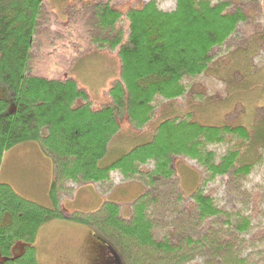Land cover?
<instances>
[{"label": "trees", "instance_id": "1", "mask_svg": "<svg viewBox=\"0 0 264 264\" xmlns=\"http://www.w3.org/2000/svg\"><path fill=\"white\" fill-rule=\"evenodd\" d=\"M175 1L171 11L162 10L157 0L125 13L109 2L94 5L95 22L102 36L98 45L118 48L121 61L120 77L109 91L111 103L95 109L76 79L30 73L44 0H0V83L7 91L5 97H0V166L7 150L27 142L40 144L54 165L49 189L51 207L27 199L10 184L0 182V256L5 258L0 264H40L35 241L43 224L64 216L60 193L66 191L63 185L67 181L104 183L112 172L119 171L127 178H146L157 188L160 180L174 178L175 157L196 160L206 169L203 186L219 176L251 172L259 147L264 145V107H254L263 112L261 119L249 127L165 119L151 140L106 166L100 165L119 132V114H127L137 129L147 125L155 100L182 97L188 90L186 79L218 69L220 63L212 55L213 50L224 46L239 26L249 21L244 6L247 0ZM258 2L264 0H251V4ZM123 16L128 20L126 40L121 26ZM262 34H258L260 38ZM262 41L251 54V47L240 48L242 60L251 62ZM230 74L227 76L226 71L224 80H234ZM228 134L243 138L248 153L232 147L217 161L209 145L224 141ZM149 163L152 169L144 171L142 167ZM190 197L199 223L222 216L232 221L231 213L223 211L204 187ZM134 203L129 220L114 200L104 202L94 212L76 211L70 219L90 225L119 255L122 264H186L196 254L204 255L206 264H252L221 231L198 236L187 233L177 241L169 234L157 238L152 211L159 197L146 190ZM231 227L245 232L250 222L243 218ZM19 241L26 243L25 249L13 257L12 249Z\"/></svg>", "mask_w": 264, "mask_h": 264}, {"label": "rangeland", "instance_id": "2", "mask_svg": "<svg viewBox=\"0 0 264 264\" xmlns=\"http://www.w3.org/2000/svg\"><path fill=\"white\" fill-rule=\"evenodd\" d=\"M64 1L65 4L56 7L53 12L50 6L44 7L30 73L56 79H76L79 87L87 92L93 107L100 109L111 103L109 91L120 77L118 48L98 45L102 36L95 22L97 16L94 5L100 0H93L94 3L91 0ZM85 1L87 3L83 5ZM148 1L150 0H119V10L125 13L131 8L142 7ZM101 2H109L111 5L116 0ZM157 2L164 11H171L176 7L175 0ZM247 2L244 6L249 21L241 24L238 32L224 46L215 48L212 52L220 63L218 69H215L217 71L186 79L188 90L182 97L174 100L162 97L156 99L151 121L142 128L137 129L127 114H119V132L112 140L107 155L100 161L101 166L112 163L136 145L151 140L159 123L168 118L233 127L254 126L261 119L263 111L254 107H264V36L260 38L261 35H258L260 32L264 35V3L251 4V0ZM113 5L111 6L114 7ZM234 9L235 4L232 6V10ZM121 26L125 30L126 40L128 20L124 16ZM259 38L263 40L262 45L258 46L251 62L242 60L243 50L239 49L251 47L248 50L251 54ZM105 55L116 60L106 59ZM248 64H252L251 68ZM226 71L227 76L231 75V71L234 80H224ZM6 94V87L0 83V97H5ZM242 141L243 138L228 134L224 141L209 145V149L216 153L217 161H220V157L232 147L248 153ZM20 144L18 145L21 147L29 143ZM15 149L16 146L9 151ZM258 155L248 175L236 176L230 173L217 177L207 186H203L206 169L196 160L187 157L174 158V178L160 180L157 188L148 183L146 178H127L119 171L112 172L109 180L104 183L67 181L63 185L67 188L66 191L60 193V206L64 216L48 220L38 232L35 246L39 263L80 264L79 261L84 260L87 264H97L96 253L101 250L97 244H104V240L95 234L90 225L70 219L71 215L76 211L94 212L104 202L114 200L121 204L122 216L129 220L133 214L134 202L141 193L148 190L151 195L159 197V203L152 211L157 238L169 234L177 241L180 235L187 233L198 236L211 230L221 231L226 234L227 240L235 242L250 263L264 264V145L259 147ZM21 160L19 156L8 160L6 173H0V182L10 183L23 197L51 207L50 188L46 187L42 178H36L37 173L29 178L31 173ZM152 167L153 164L149 163L142 168L150 171ZM200 187L205 188L206 193L214 198L223 211L231 213V222H227V218L223 216L204 224L197 221L190 196ZM180 195L183 198L178 199ZM243 218L250 222L247 231L241 232L231 227L232 223L236 226ZM25 245L23 241L17 242L12 249V256L20 255ZM4 259L0 256V260ZM205 260L204 255L196 254L186 264H206Z\"/></svg>", "mask_w": 264, "mask_h": 264}, {"label": "crops", "instance_id": "3", "mask_svg": "<svg viewBox=\"0 0 264 264\" xmlns=\"http://www.w3.org/2000/svg\"><path fill=\"white\" fill-rule=\"evenodd\" d=\"M91 1L93 2V0H91ZM98 2H101V0ZM98 2L96 1V3H98ZM86 3H87V1H85L83 3V5L84 4L86 5ZM63 4H65L64 0H44V7L50 6L52 8L51 9L52 12L54 9L59 8ZM113 4H115V5H113ZM111 5H113L116 10H119V0H116V2L112 3ZM105 58L106 59L110 58V60H114V61L116 60V58L107 57V55H105ZM117 58H119L118 53H117ZM27 143H29V144H26V145L21 146V147H20L21 144L16 145L15 150H10V151L8 150V152L7 151L5 152V154L3 156L1 168H0V173H2V174L6 173L7 165L9 163L8 160H10V159L12 160L16 156H19L22 159L21 163L26 164L28 171L31 173V174H29V178H31V175H35L34 173H37V175H35L36 178H39V179L42 178L44 184L49 189L52 185L53 178H54L53 160L51 159V157L49 155H47L44 152L41 145L38 144L37 142H27ZM18 147L20 149L19 155H18ZM5 183H7V182H5ZM8 184H10V183H8ZM10 185L13 187L12 184H10Z\"/></svg>", "mask_w": 264, "mask_h": 264}, {"label": "flooded vegetation", "instance_id": "4", "mask_svg": "<svg viewBox=\"0 0 264 264\" xmlns=\"http://www.w3.org/2000/svg\"><path fill=\"white\" fill-rule=\"evenodd\" d=\"M97 245L101 247V250L98 253H96L97 260H95V262H97V264H113L116 262V257L114 255L115 251L110 245H108L107 243H104L102 245L101 244H97ZM79 262L80 264H87L86 261L84 260Z\"/></svg>", "mask_w": 264, "mask_h": 264}, {"label": "water", "instance_id": "5", "mask_svg": "<svg viewBox=\"0 0 264 264\" xmlns=\"http://www.w3.org/2000/svg\"><path fill=\"white\" fill-rule=\"evenodd\" d=\"M114 255H115V257H116V262H117V264H122L119 255H118L116 252H114Z\"/></svg>", "mask_w": 264, "mask_h": 264}]
</instances>
